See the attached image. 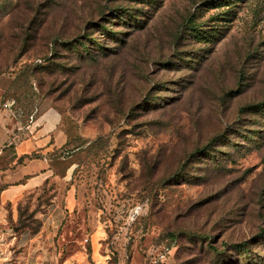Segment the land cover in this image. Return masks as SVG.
I'll use <instances>...</instances> for the list:
<instances>
[{
	"label": "rangeland",
	"instance_id": "1",
	"mask_svg": "<svg viewBox=\"0 0 264 264\" xmlns=\"http://www.w3.org/2000/svg\"><path fill=\"white\" fill-rule=\"evenodd\" d=\"M0 97L62 114L59 256L264 264V0H0Z\"/></svg>",
	"mask_w": 264,
	"mask_h": 264
},
{
	"label": "crops",
	"instance_id": "2",
	"mask_svg": "<svg viewBox=\"0 0 264 264\" xmlns=\"http://www.w3.org/2000/svg\"><path fill=\"white\" fill-rule=\"evenodd\" d=\"M5 102L0 97V264H84L83 251L59 256L53 247L78 202L68 178L58 175L54 165L69 141L62 114L49 106L26 120L24 111L6 108ZM45 187L53 188L49 201L41 194ZM21 209L34 212L42 223L39 231L11 227ZM47 232L52 237L43 244ZM92 245L95 250L94 235Z\"/></svg>",
	"mask_w": 264,
	"mask_h": 264
},
{
	"label": "trees",
	"instance_id": "3",
	"mask_svg": "<svg viewBox=\"0 0 264 264\" xmlns=\"http://www.w3.org/2000/svg\"><path fill=\"white\" fill-rule=\"evenodd\" d=\"M15 110L17 112L19 111L17 109ZM20 112L22 113V110ZM68 148H69V141L67 146L60 151L59 156L64 157L67 153H69ZM43 191H45V188L43 189ZM41 225H42L41 221L35 217L34 212H29L28 209H21L18 222L12 223L11 227H13V229L17 232H20L25 229H29L32 232H37L40 230Z\"/></svg>",
	"mask_w": 264,
	"mask_h": 264
},
{
	"label": "built area",
	"instance_id": "4",
	"mask_svg": "<svg viewBox=\"0 0 264 264\" xmlns=\"http://www.w3.org/2000/svg\"><path fill=\"white\" fill-rule=\"evenodd\" d=\"M13 101H7V102H5L4 103V107H6V108H11L12 107V105H13ZM33 118V116H31V119Z\"/></svg>",
	"mask_w": 264,
	"mask_h": 264
}]
</instances>
